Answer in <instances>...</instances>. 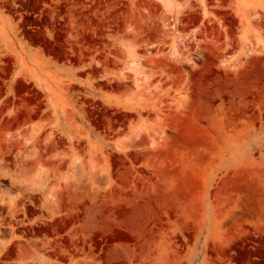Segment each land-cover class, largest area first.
Segmentation results:
<instances>
[{
    "label": "rangeland",
    "instance_id": "rangeland-1",
    "mask_svg": "<svg viewBox=\"0 0 264 264\" xmlns=\"http://www.w3.org/2000/svg\"><path fill=\"white\" fill-rule=\"evenodd\" d=\"M0 264H264V0H0Z\"/></svg>",
    "mask_w": 264,
    "mask_h": 264
},
{
    "label": "bare ground",
    "instance_id": "bare-ground-1",
    "mask_svg": "<svg viewBox=\"0 0 264 264\" xmlns=\"http://www.w3.org/2000/svg\"><path fill=\"white\" fill-rule=\"evenodd\" d=\"M121 150H124V148H121ZM98 181H99L100 183H105V182H106V179H105L104 177L100 176V177H98ZM98 181H97V182H98Z\"/></svg>",
    "mask_w": 264,
    "mask_h": 264
}]
</instances>
